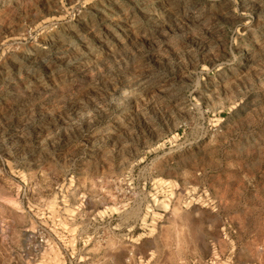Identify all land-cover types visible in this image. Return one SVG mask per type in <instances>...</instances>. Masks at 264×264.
<instances>
[{
	"label": "rangeland",
	"instance_id": "obj_1",
	"mask_svg": "<svg viewBox=\"0 0 264 264\" xmlns=\"http://www.w3.org/2000/svg\"><path fill=\"white\" fill-rule=\"evenodd\" d=\"M0 264H264V0H0Z\"/></svg>",
	"mask_w": 264,
	"mask_h": 264
},
{
	"label": "bare ground",
	"instance_id": "obj_2",
	"mask_svg": "<svg viewBox=\"0 0 264 264\" xmlns=\"http://www.w3.org/2000/svg\"><path fill=\"white\" fill-rule=\"evenodd\" d=\"M34 54V53H33ZM24 56V55H23ZM25 58H31L28 54L25 55ZM66 60V59H65ZM86 67V66H85ZM81 68V67H80Z\"/></svg>",
	"mask_w": 264,
	"mask_h": 264
}]
</instances>
